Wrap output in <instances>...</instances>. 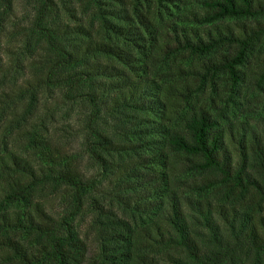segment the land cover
<instances>
[{
    "label": "trees",
    "instance_id": "16d2710c",
    "mask_svg": "<svg viewBox=\"0 0 264 264\" xmlns=\"http://www.w3.org/2000/svg\"><path fill=\"white\" fill-rule=\"evenodd\" d=\"M25 1L6 40L14 0H0V264H246L244 246L264 262V101L241 111L238 157L217 117L264 52V0ZM76 105L84 119L61 125ZM89 165L122 216L89 200ZM87 206L98 252L78 229Z\"/></svg>",
    "mask_w": 264,
    "mask_h": 264
},
{
    "label": "rangeland",
    "instance_id": "374dc122",
    "mask_svg": "<svg viewBox=\"0 0 264 264\" xmlns=\"http://www.w3.org/2000/svg\"><path fill=\"white\" fill-rule=\"evenodd\" d=\"M76 8L78 9V5H76ZM33 14L32 5L30 3H27L25 0H14L12 9L9 11L8 14H5V18H7L8 23L6 24V27L4 29L5 33V39L7 40L8 37L19 38V32L16 33V30L14 27L20 24H23V20H27L28 17H30ZM79 16H83L87 14V12H78ZM27 16V17H25ZM5 20V19H4ZM243 22H236V21H224L220 25L224 27H230V26H241ZM95 29V27H94ZM209 27H203L201 28L202 31L208 30ZM9 31H12V34H9ZM5 41L4 43H6ZM20 44V40H11L10 42L6 43V49L12 50L17 48V45ZM264 53V52H263ZM263 53H256L255 55H252L250 57L249 62L246 64V66L243 68L246 73L247 82L249 81V85L245 88V97L244 93L243 96L236 100L237 105H232L231 103L228 104L227 111L224 112V116H217L220 121V125L225 127V139L226 144L228 145V148L233 151V153L238 157V147H237V139L236 137H233V139H230L231 135H236V133L240 134L242 132H247V130L251 127V123H248L247 125L244 123V114L241 113L242 110H248L249 105L251 108L255 109L262 105V103L255 105L252 102L254 100L253 97L257 95L258 99L264 101V94L257 88V85L253 80H251V77L255 76V73H258L261 69V65H258V61H260V55ZM258 74H256L257 76ZM255 96H252L254 95ZM222 104L220 107L218 106H212L211 109L212 112L215 113L214 110H221ZM1 109V107H0ZM70 115H66L63 117V122H61V125L65 123V120H70L73 122L80 123L81 119H84V114L82 111H85L82 105H76L72 110H68ZM243 122V123H242ZM253 122V121H251ZM104 129L109 130L110 125H104ZM111 130V129H110ZM113 131V130H111ZM252 153H250V160L253 163ZM249 164V162H248ZM89 171L94 174L95 181H97V189L89 195V200L92 201L93 198L99 199L100 203L105 207L108 211H117L120 216L123 215L121 212V206H119V201L115 197V195L118 194L117 187L110 188L107 183L109 172H104L99 165L92 166L89 165ZM249 171L253 172L255 175V171L252 170V166L249 167ZM119 186V184H117ZM105 189V190H104ZM116 189V190H115ZM51 187H48L46 189L47 197L50 196V193L52 194ZM95 192V194H94ZM65 195V194H64ZM55 202V201H54ZM55 204H57L55 202ZM230 205V203H228ZM59 205V204H58ZM61 210L60 206H58L54 212L57 210ZM68 209V208H67ZM66 209V210H67ZM95 209V208H94ZM65 210V211H66ZM98 214L101 216L103 215L102 212L99 209H95ZM96 212L90 207L87 206L85 209V212L81 211V213L77 217V222L79 224L78 229L83 233V236L85 237L86 241L89 243V245L92 247L93 251L98 252L100 245V232L99 230L94 226V218ZM94 226V227H92ZM221 238L224 239L225 245H235V242L233 241L232 236L227 233L225 229L221 227ZM85 234V235H84ZM254 250H251L249 247L244 246L243 248L239 249V256H242V259L245 260L244 263L246 264H254V257H255ZM261 264H264L262 262Z\"/></svg>",
    "mask_w": 264,
    "mask_h": 264
}]
</instances>
